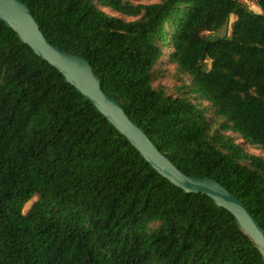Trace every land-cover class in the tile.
Masks as SVG:
<instances>
[{"label":"trees","instance_id":"1","mask_svg":"<svg viewBox=\"0 0 264 264\" xmlns=\"http://www.w3.org/2000/svg\"><path fill=\"white\" fill-rule=\"evenodd\" d=\"M22 1L180 170L217 180L264 229V157L247 149L264 153V0ZM0 264L264 259L229 210L156 172L0 20Z\"/></svg>","mask_w":264,"mask_h":264},{"label":"water","instance_id":"2","mask_svg":"<svg viewBox=\"0 0 264 264\" xmlns=\"http://www.w3.org/2000/svg\"><path fill=\"white\" fill-rule=\"evenodd\" d=\"M0 20L14 30L35 54L56 68L66 82L74 86L86 100H90L156 172L186 192L209 195L216 204L229 210L264 259V229L242 202L217 180L188 175L180 170L159 150L139 124L130 119L118 101L102 90L101 82L87 59L62 50L45 37L25 2L0 0Z\"/></svg>","mask_w":264,"mask_h":264},{"label":"rangeland","instance_id":"3","mask_svg":"<svg viewBox=\"0 0 264 264\" xmlns=\"http://www.w3.org/2000/svg\"><path fill=\"white\" fill-rule=\"evenodd\" d=\"M152 1H157V0H144L143 2H152ZM250 9H252L253 11H256V12H260L261 9L259 7V5L257 4V2L255 1H251V0H243ZM103 10H105L106 12H108L109 14H114V15H118L117 13H114L113 11H111L109 8H106V7H101ZM235 16L232 15L231 18H230V22L232 23L234 20H235ZM230 30H231V27H224L222 28L221 30L217 31V32H213V33H210L212 34L213 37H222L226 34H229L230 33ZM171 50V48H167L165 53L168 54V52ZM206 67L207 68H210L211 67V60H207L206 61ZM247 149L250 151V152H254V153H257V154H260L264 157V153L260 152L259 150H255L254 148L250 147V146H247ZM36 200V197L31 200L26 206H25V209L24 211H28L31 209V206L33 204V202Z\"/></svg>","mask_w":264,"mask_h":264}]
</instances>
